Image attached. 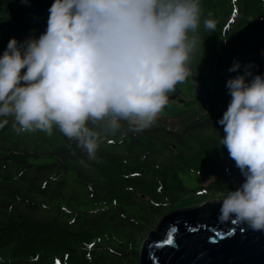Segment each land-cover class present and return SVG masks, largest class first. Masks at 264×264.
<instances>
[{
	"label": "trees",
	"instance_id": "obj_1",
	"mask_svg": "<svg viewBox=\"0 0 264 264\" xmlns=\"http://www.w3.org/2000/svg\"><path fill=\"white\" fill-rule=\"evenodd\" d=\"M52 2L0 0V53L10 38L38 37ZM203 10L217 20V32L205 37L202 60V52L192 60V83L212 87L213 77L225 84L227 67L217 73L219 64L264 59V0H203ZM205 90L195 93V106L159 117L143 132L123 122L93 161L58 128L51 136L0 129V264H140L135 236L153 216L162 212L160 223L199 208L204 217V205L235 190L241 176L220 146L213 106L205 115L217 90Z\"/></svg>",
	"mask_w": 264,
	"mask_h": 264
},
{
	"label": "clouds",
	"instance_id": "obj_2",
	"mask_svg": "<svg viewBox=\"0 0 264 264\" xmlns=\"http://www.w3.org/2000/svg\"><path fill=\"white\" fill-rule=\"evenodd\" d=\"M217 25L203 0H53L45 30L10 38L0 53V129L58 128L93 161L123 122L132 132L153 126L168 94L192 80V60ZM254 67L228 68L236 75L225 85L220 146L243 182L218 199L217 218L264 233V74Z\"/></svg>",
	"mask_w": 264,
	"mask_h": 264
},
{
	"label": "water",
	"instance_id": "obj_3",
	"mask_svg": "<svg viewBox=\"0 0 264 264\" xmlns=\"http://www.w3.org/2000/svg\"><path fill=\"white\" fill-rule=\"evenodd\" d=\"M237 61L261 68L255 60ZM232 64L233 61L219 64L215 72ZM237 172L241 174L238 168ZM239 181L240 185L242 175ZM217 201L204 205L208 207L204 217L196 208L178 211L162 220L157 233H150L142 243L140 264H264V233L245 230V226L234 221H220ZM201 253L203 256L198 259Z\"/></svg>",
	"mask_w": 264,
	"mask_h": 264
},
{
	"label": "rangeland",
	"instance_id": "obj_4",
	"mask_svg": "<svg viewBox=\"0 0 264 264\" xmlns=\"http://www.w3.org/2000/svg\"><path fill=\"white\" fill-rule=\"evenodd\" d=\"M255 61H257L260 64V66H261V68H258V69L264 70V59L263 60H259V61L255 60ZM241 65H244V64H241ZM231 66L232 65L226 66L227 68H225L222 71V73H221L227 79H229L230 77H233V76L236 75V73H229L228 72V68L231 67ZM256 70H257V68L255 66L254 69H253V74L256 72ZM211 82L213 83L212 87H209L205 81H202L201 83L195 81V83H192V81H190L189 79L184 81L183 83L177 84L175 89H177L179 91V93H178L179 95L176 97V99H174L175 96H170L169 97V98H172L174 100L169 102L164 107V109L158 115L157 118H159V117H164V118L168 117V116L171 115L170 112H173V111L179 112V111L185 110V108L186 109L192 108L193 106H195L196 101H197L195 99V93L196 92L203 91V90L206 91L205 89H208V90L209 89H211V90L216 89L217 90L216 94L213 95L214 101L212 102V104L210 103L209 106H205L204 110H205V115H208L207 110L210 111L211 107L213 106L212 109L215 112V116H216L217 120H219L222 117L223 112L227 109L228 102H229V100L231 98L227 94V89H226V86H225L226 85V80H224L225 84L218 83L217 80L212 77V81ZM201 93H202V95H200L201 97H204V99H206V98L209 99V97L205 96L203 94V92H201ZM176 112H174V113H176ZM218 126H220V125H218ZM223 135L224 134H222V136ZM222 160H224V159H222ZM197 182H199V184L201 186H206L209 181L205 180V179H200V180L198 179ZM218 199L219 198H216L214 200L216 201ZM164 212L166 214L167 210H165ZM162 218H163L162 217V212L157 214L156 216H153L151 224L147 225L146 228L140 230V232L136 234L135 243L134 244H136L138 246V249L141 247V244L143 243V241L148 237L147 235H148L149 231L150 232H153V231L157 232V231H155V228L157 227V223H159V220L162 219ZM135 251H137V249L135 247H133L132 252H135ZM138 252H139V250H138ZM127 264H136V261L133 259V260H130Z\"/></svg>",
	"mask_w": 264,
	"mask_h": 264
},
{
	"label": "bare ground",
	"instance_id": "obj_5",
	"mask_svg": "<svg viewBox=\"0 0 264 264\" xmlns=\"http://www.w3.org/2000/svg\"><path fill=\"white\" fill-rule=\"evenodd\" d=\"M256 72H257L256 74H264V70H262V69H257Z\"/></svg>",
	"mask_w": 264,
	"mask_h": 264
},
{
	"label": "snow or ice",
	"instance_id": "obj_6",
	"mask_svg": "<svg viewBox=\"0 0 264 264\" xmlns=\"http://www.w3.org/2000/svg\"><path fill=\"white\" fill-rule=\"evenodd\" d=\"M171 243H172V241H171V239H169V240H168V244H171Z\"/></svg>",
	"mask_w": 264,
	"mask_h": 264
}]
</instances>
